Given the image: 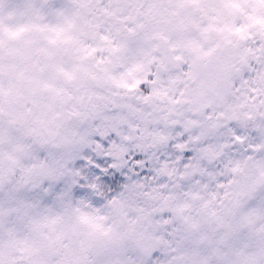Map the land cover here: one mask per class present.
Returning a JSON list of instances; mask_svg holds the SVG:
<instances>
[{"label": "snow or ice", "instance_id": "6c2138e0", "mask_svg": "<svg viewBox=\"0 0 264 264\" xmlns=\"http://www.w3.org/2000/svg\"><path fill=\"white\" fill-rule=\"evenodd\" d=\"M0 264H264V0H0Z\"/></svg>", "mask_w": 264, "mask_h": 264}]
</instances>
